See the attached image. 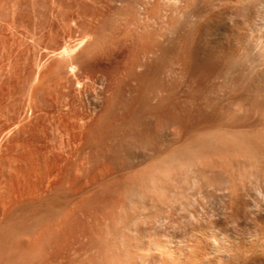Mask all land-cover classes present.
<instances>
[{"label": "rangeland", "instance_id": "obj_1", "mask_svg": "<svg viewBox=\"0 0 264 264\" xmlns=\"http://www.w3.org/2000/svg\"><path fill=\"white\" fill-rule=\"evenodd\" d=\"M202 1L0 0V264L264 263V0Z\"/></svg>", "mask_w": 264, "mask_h": 264}, {"label": "bare ground", "instance_id": "obj_2", "mask_svg": "<svg viewBox=\"0 0 264 264\" xmlns=\"http://www.w3.org/2000/svg\"><path fill=\"white\" fill-rule=\"evenodd\" d=\"M204 1V0H203ZM202 1V2H203ZM208 1V0H207ZM231 1V0H230ZM238 1V0H237ZM251 1H253V0H251ZM256 1V0H255ZM260 1H263V0H260ZM210 2V1H209ZM215 2V1H214ZM233 2H234V0H233ZM247 2H249V1H247ZM247 2H245V3H247ZM201 3V2H200ZM208 3V2H207ZM206 3V4H207ZM263 3H264V1H263ZM205 4V3H204ZM209 4V3H208ZM211 4V3H210ZM209 4V5H210ZM235 5H237L236 4V2H235ZM234 5V6H235ZM212 6H214V5H212ZM237 6H239V3H238V5ZM245 6V5H244ZM257 6V5H256ZM262 6H263V4H262ZM261 6V7H262ZM205 7V6H204ZM206 7H207V5H206ZM240 7V6H239ZM246 7V6H245ZM200 8V7H199ZM208 8V7H207ZM210 8V7H209ZM214 8H215V6H214ZM237 8V7H236ZM242 8V7H241ZM203 10L205 9V8H202ZM247 9V8H246ZM203 10H199V11H196V13H198V12H202ZM212 10V9H211ZM236 10V9H235ZM249 10V9H248ZM251 10V9H250ZM249 10V11H250ZM256 10V9H255ZM261 10V9H260ZM194 11V10H193ZM239 11V10H238ZM238 11L236 12V13H238ZM259 11V10H258ZM195 12V11H194ZM205 12V11H204ZM206 12H208V11H206ZM253 12V11H252ZM200 14V13H199ZM214 14V13H213ZM218 14V13H217ZM252 14V13H251ZM255 15H257L255 18L256 19H258V21H259V24H258V26H260V28L262 29V30H264V12L262 13L261 11L260 12H258L257 14H255ZM194 16V15H193ZM196 16V15H195ZM194 16V17H195ZM252 16V15H251ZM199 17H201V16H199ZM214 17H216V16H214ZM244 17V16H243ZM253 17V16H252ZM189 18V17H188ZM190 18H191V16H190ZM198 18V17H197ZM245 18H247V17H245ZM251 18V17H250ZM229 19V18H228ZM232 19V18H231ZM252 19V18H251ZM191 20V19H190ZM189 20V22H191ZM194 20V19H193ZM192 20V21H193ZM210 20H212V19H210ZM215 20V19H214ZM217 20V19H216ZM220 20V19H219ZM225 20V19H224ZM233 20V19H232ZM254 20V19H253ZM187 21V20H186ZM234 21V20H233ZM257 21V22H258ZM254 22V21H253ZM256 22V23H257ZM194 23H195V21H194ZM236 23V22H235ZM206 24V23H205ZM237 24V23H236ZM255 24V23H254ZM189 26V25H188ZM188 26L186 27V28H188ZM234 26V25H233ZM194 27V26H193ZM257 27V26H256ZM178 29V28H177ZM191 29V28H190ZM235 29V28H234ZM261 29H259L260 31H261ZM259 30H258V32H259ZM180 31V30H179ZM178 31V32H179ZM188 31V30H187ZM191 31V30H190ZM238 32V31H237ZM235 33V32H234ZM263 33H264V31H263ZM182 34H184V33H182ZM191 34V33H190ZM195 34H197L196 32H195ZM253 34V33H252ZM250 35L249 36V38L246 36L245 37V40H244V42L246 41V39H247V41H246V43H247V47H248V44L250 43V46L248 47V49H244V47H245V44H244V46L243 47H241V48H243L244 49V51H243V57L246 59V61H247V65H248V67H249V69L251 70L250 72L253 74V77H255V76H259V77H262V78H264V41H262V38L260 39L262 42H260L259 40H258V34L255 36V35ZM260 34H262V31H261V33ZM259 34V35H260ZM194 35V34H193ZM237 36V35H236ZM263 36V35H262ZM262 36H260V37H262ZM189 37V36H188ZM188 37H186V38H188ZM194 37V36H193ZM244 37V36H243ZM233 38H235L234 36H233ZM239 37H237V39H238ZM241 38V37H240ZM238 41V40H237ZM242 43H243V40H242ZM239 45H241L242 46V44H239ZM237 49V48H236ZM230 51V50H229ZM232 52H234V51H232ZM239 52H240V50H239ZM240 53H242V52H240ZM237 54V53H236ZM239 54V53H238ZM197 55V54H196ZM228 55V54H227ZM241 55V54H240ZM229 56H230V54H229ZM234 56V55H233ZM236 56V55H235ZM238 56V55H237ZM218 57V56H217ZM221 57V56H220ZM224 57V56H223ZM228 57V56H227ZM226 58V57H225ZM236 58V57H235ZM235 58L234 59H232V60H234L235 61ZM238 58V57H237ZM214 59V58H213ZM245 59H243V60H241V61H244ZM217 60V59H216ZM210 61V60H209ZM239 61V60H238ZM245 61V62H246ZM221 62V61H220ZM233 62V61H232ZM231 62V63H232ZM208 63V62H207ZM242 63V62H241ZM202 64V63H201ZM208 65H210V64H208ZM228 65V64H227ZM235 65H236V63H235ZM237 65H238V63H237ZM242 65V64H241ZM221 66H222V64H221ZM220 66V67H221ZM240 67V66H239ZM242 67H244V66H242ZM248 67H247V69H245V70H249L248 69ZM202 68V67H201ZM200 68V69H201ZM205 68V67H204ZM224 68V67H223ZM231 68V67H230ZM230 68H229V70H230ZM234 68V67H233ZM236 68V67H235ZM241 68V67H240ZM246 68V67H245ZM226 69V68H225ZM205 70H206V68H205ZM207 70H209V68L207 69ZM207 70H206V72H207ZM224 70V69H223ZM243 70V69H242ZM210 71V70H209ZM227 71V70H226ZM231 71V70H230ZM214 72V71H213ZM223 72H225V71H223ZM232 72V71H231ZM235 72V71H234ZM242 72V71H241ZM244 72V71H243ZM250 72H248L247 71V73H249V76H252L251 75V73ZM206 74V73H205ZM209 74H210V72H209ZM217 74V73H216ZM231 74V73H230ZM245 74V73H244ZM255 75V76H254ZM234 76V75H233ZM243 76V75H242ZM247 76V75H246ZM246 78V77H245ZM238 79V78H237ZM252 79V78H251ZM236 80V79H235ZM234 80V81H235ZM238 81V80H237ZM242 81V80H241ZM246 81V80H245ZM235 83V82H234ZM242 83H244V82H242ZM242 83H240L241 84V86H242ZM237 84V83H236ZM245 84V83H244ZM236 86V85H235ZM240 86V85H239ZM251 87H253V86H251ZM233 88H234V86H233ZM244 88V87H243ZM258 88V87H257ZM261 88V87H260ZM241 89H242V87H241ZM246 89V88H245ZM254 89V88H253ZM224 91V90H223ZM246 92V91H245ZM258 92H260V91H258ZM264 92V91H263ZM260 94V93H259ZM261 94L263 95V93L261 92ZM228 95V94H227ZM247 95V94H246ZM251 96V95H250ZM258 96V95H257ZM260 96V95H259ZM264 97V96H263ZM262 96H261V98H262V104H264V98H263ZM244 98V97H243ZM259 98V97H258ZM259 101H260V99H259ZM244 102V101H243ZM247 102V101H246ZM254 102V101H253ZM256 102V101H255ZM260 103V102H259ZM253 104V103H252ZM261 104V103H260ZM252 106V105H251ZM254 106V105H253ZM262 107L264 106V105H261ZM256 107V106H255ZM254 107V108H255ZM260 107V106H259ZM264 108V107H263ZM255 110H256V108H255ZM258 112V111H257ZM150 145V144H149ZM131 149V148H130ZM152 150V149H151ZM131 154H136V153H131ZM206 242V241H205ZM208 243V242H207ZM211 243V242H210ZM213 243V242H212ZM223 243V242H222ZM245 243V242H244ZM264 243V242H263ZM254 244V243H253ZM257 244V243H256ZM210 245V244H209ZM235 245H238V244H235ZM243 245V244H242ZM261 245V244H260ZM259 245V246H260ZM232 246H234V245H232ZM247 246V245H246ZM258 246V247H259ZM214 247V246H213ZM226 247V246H225ZM248 248H246L245 250H243V251H241V253L243 254V256L244 255H250V254H253L254 253V250H253V248L252 247H249V246H247ZM254 247V246H253ZM239 248H240V246H239ZM244 248V247H243ZM255 248H257L256 246H255ZM264 248V247H263ZM208 249V248H207ZM220 249H221V247H220ZM236 249H237V247H236ZM241 249H242V246H241ZM235 250V249H234ZM233 250V251H234ZM238 250V249H237ZM257 250V249H256ZM218 251V250H217ZM226 251V250H225ZM233 251H232V253H233ZM261 251V250H260ZM214 252V251H213ZM264 252V251H263ZM219 253V252H218ZM234 254V253H233ZM259 254V253H258ZM222 255H223V253H222ZM221 255V256H222ZM234 256V255H233ZM261 256V255H260ZM212 257V256H211ZM217 257H218V255H217ZM241 257V256H240ZM250 257V256H249ZM248 257V258H249ZM256 257V256H255ZM214 258V257H213ZM229 258V257H228ZM227 258V259H228ZM217 259V258H216ZM219 259V258H218ZM240 259V258H239ZM220 260V259H219ZM251 260V259H250ZM208 261V260H207ZM211 261V260H210ZM213 261V260H212ZM236 261V260H235ZM262 261V260H261ZM260 261V262H261ZM225 262V261H224ZM234 262V261H233ZM238 262V261H237ZM260 262H257V263H260ZM216 264H219V262L217 261V262H215ZM214 263V264H215ZM220 263H223L222 261L220 262ZM241 263V262H240ZM254 263H255V261H254ZM261 263H263V262H261ZM208 264V263H207ZM256 264V263H255ZM264 264V263H263Z\"/></svg>", "mask_w": 264, "mask_h": 264}]
</instances>
